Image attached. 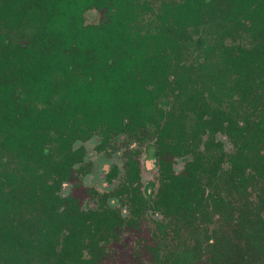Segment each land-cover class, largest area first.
I'll return each instance as SVG.
<instances>
[{
	"label": "flooded vegetation",
	"instance_id": "obj_1",
	"mask_svg": "<svg viewBox=\"0 0 264 264\" xmlns=\"http://www.w3.org/2000/svg\"><path fill=\"white\" fill-rule=\"evenodd\" d=\"M138 2L151 10L130 22L131 35H143L153 16L158 30L155 16L177 0ZM105 12L93 7L87 18ZM230 21L206 19L198 33L181 26L176 68H121V80L106 81L105 96L88 109L52 107L55 129L38 160L27 144L0 148V171L13 174L0 176L7 264H224L208 244L243 243L234 236L242 195L253 209L264 198V75L253 74L255 60L238 61L264 56V17ZM82 86L90 96L94 85ZM52 101L26 95L21 107L31 115Z\"/></svg>",
	"mask_w": 264,
	"mask_h": 264
},
{
	"label": "trees",
	"instance_id": "obj_2",
	"mask_svg": "<svg viewBox=\"0 0 264 264\" xmlns=\"http://www.w3.org/2000/svg\"><path fill=\"white\" fill-rule=\"evenodd\" d=\"M108 1L114 4L113 10ZM130 1L0 0V148L12 150L13 146L27 144L32 146L28 151L35 155L32 158L38 160L36 152L39 153L48 131L55 129L52 107H67H61L64 111H71L74 106L88 109L92 102L105 96L106 81L121 80V68H176L178 57H173L174 49L185 35L181 26L190 25L193 33H198L206 19L219 26L234 18L264 17V0H177L173 7H165L161 15L155 16L161 21L158 30L153 16L143 35L135 30L131 31L132 36L130 22L151 8L138 0H133L132 5L124 4ZM102 5L106 12L101 20H89L90 10ZM138 16L143 20V15ZM251 60L256 62L252 65L256 68L253 74L264 75V56L238 59L244 66ZM235 71L250 76L243 68ZM76 81L79 84L75 86ZM82 83L94 85L90 96H83ZM26 95L42 97L48 103L53 96L55 99L50 107L29 115L21 107ZM0 176L13 174L3 170ZM242 198L234 236L243 243L232 250L226 246L231 238L225 237L222 248L212 243L206 250L213 258L223 259L224 264H264V198H258L255 209L247 194ZM47 223L51 236L56 233V223L50 212ZM6 257L0 252V264H7L3 259ZM176 264L185 263L177 259Z\"/></svg>",
	"mask_w": 264,
	"mask_h": 264
},
{
	"label": "rangeland",
	"instance_id": "obj_3",
	"mask_svg": "<svg viewBox=\"0 0 264 264\" xmlns=\"http://www.w3.org/2000/svg\"><path fill=\"white\" fill-rule=\"evenodd\" d=\"M93 16H94V15L89 14L88 17H89V18H92ZM121 249H122V248H121ZM121 249H120V248H117V249H116V251H115V252L117 253L116 256L123 257V258H125V260H126V259H129V258H130L129 253L124 252V250L121 251ZM116 256H115V257H116ZM117 258H118V257H117Z\"/></svg>",
	"mask_w": 264,
	"mask_h": 264
}]
</instances>
